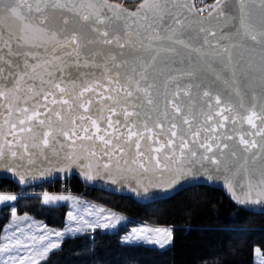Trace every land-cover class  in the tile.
Segmentation results:
<instances>
[{
    "label": "snow or ice",
    "instance_id": "6c2138e0",
    "mask_svg": "<svg viewBox=\"0 0 264 264\" xmlns=\"http://www.w3.org/2000/svg\"><path fill=\"white\" fill-rule=\"evenodd\" d=\"M74 169L144 203L222 183L242 212L264 215V0H0V179L42 186ZM38 199L71 202L62 229L0 190V264H41L66 239L128 221L71 192ZM206 230L253 231L239 215ZM173 242V227L147 225L121 240Z\"/></svg>",
    "mask_w": 264,
    "mask_h": 264
},
{
    "label": "trees",
    "instance_id": "16d2710c",
    "mask_svg": "<svg viewBox=\"0 0 264 264\" xmlns=\"http://www.w3.org/2000/svg\"><path fill=\"white\" fill-rule=\"evenodd\" d=\"M211 3L212 0H206ZM128 8H134L138 0H120ZM69 190L82 193L94 202L108 207L127 217L145 224L170 226L174 228V242L171 247L159 249L156 246H125L122 236L129 227L122 226L118 234L87 233L79 238L66 239L62 250L50 253L41 264H258L254 259L256 247L264 245V215L244 213L221 190L201 186L188 189L166 200L141 204L129 196L111 194L85 187L75 177L58 182ZM0 190L13 193L19 188L10 181L0 180ZM53 190V189H52ZM33 199V197H31ZM32 203L27 197L18 200L20 209L33 214L45 223L63 227L68 205L43 207ZM43 207V210H42ZM22 214V212H20ZM239 215L244 225L252 229L245 235H234L229 231H208L230 227L231 219ZM10 221L8 209L0 210V235ZM95 235V241L88 239ZM264 254V247H261ZM95 254L94 259L90 258Z\"/></svg>",
    "mask_w": 264,
    "mask_h": 264
},
{
    "label": "rangeland",
    "instance_id": "374dc122",
    "mask_svg": "<svg viewBox=\"0 0 264 264\" xmlns=\"http://www.w3.org/2000/svg\"><path fill=\"white\" fill-rule=\"evenodd\" d=\"M55 186H57V184L55 185ZM61 185H59V187H60ZM44 191H49L50 193H55V194H59V193H65V194H67L68 192H71V194L72 195H74V196H79V197H82V198H85V199H88V200H91V199H89V198H87V197H85V195L84 194H82V193H76V192H73V191H71V190H68V189H66L65 191L66 192H64L63 190H62V188L60 187L59 189H57L56 187L52 190V188H49L47 185H45V186H43V187H40V188H36L35 190L34 189H31V188H29L28 190H26L25 192H24V195L23 196H21V192H15L14 194H16L18 197H19V199L21 198H25V197H27V198H29L30 200H31V202L32 203H36V201L35 200H38V203L40 204H42V200L41 199H38V197H41L42 196V193L44 192ZM31 197H33V199L31 198ZM80 200H82V199H80ZM82 201H84V202H86L85 200H82ZM91 202H93V200H91ZM86 203H88V204H91V203H89L88 201L86 202ZM96 203V202H95ZM93 204V203H92ZM97 204V203H96ZM62 205V204H61ZM64 205H67V204H63V206ZM99 205H101V204H99ZM97 206H98V204H97ZM101 206H103V205H101ZM103 207H105V206H103ZM105 208H108V207H105ZM108 209H110V208H108ZM72 210V205H71V202H69L68 203V211H71ZM67 211V212H68ZM119 213V212H118ZM29 214V213H28ZM120 214H122V213H120ZM29 215H31V216H33V218L34 219H36V220H40V219H38V218H36L33 214H29ZM122 215H124V214H122ZM125 217H127L126 215H124ZM129 218V217H128ZM40 221H42V220H40ZM130 221V222H129ZM134 221V222H133ZM135 221L136 220H133V219H131L130 218V220H128L127 221V223L124 225V226H127V227H129V231L131 230V228H133V227H140V226H145V225H147V226H151V227H154L155 225H150V224H134V225H132L131 223H135ZM43 223H45V221H42ZM138 222H141V221H139L138 220ZM66 223H67V216H66V220H65V224L63 225V227L66 225ZM141 223H144V222H141ZM45 224H47V223H45ZM49 227H51V228H55V229H62L63 227H55V226H52V225H49V224H47ZM156 226H158V225H156ZM161 227H170V226H161ZM126 234V233H125ZM124 234V235H125ZM123 237V236H122ZM152 246H154V245H152ZM172 245H170V246H167V248H169V247H171ZM157 247V246H156ZM262 252V251H261ZM262 255H264L263 254V252H262ZM254 259H255V262L256 263H258V264H261V257H258L256 254H255V252H254ZM42 262V261H41Z\"/></svg>",
    "mask_w": 264,
    "mask_h": 264
},
{
    "label": "water",
    "instance_id": "95a60500",
    "mask_svg": "<svg viewBox=\"0 0 264 264\" xmlns=\"http://www.w3.org/2000/svg\"><path fill=\"white\" fill-rule=\"evenodd\" d=\"M129 9H134V8H129ZM8 175L10 176V174H8ZM59 175H60L61 178L59 180H57V181H66V180L70 179V178H66L64 174H59ZM72 177H75L85 187H88L90 189H95V190H98V191H103V192H107V193H111V194H116V195L129 196V197L133 198L135 201H137L138 203H141V204H149V203L140 202L139 201V198L136 197L133 193H131L129 191L127 185H124V186H121V185H112V184L106 183L104 181H99V180L95 182V185L94 186L92 184H90V183L89 184H86L82 180V178L79 176L78 172L75 169L73 170V173L71 174V178ZM0 180H5V179H0ZM7 181L12 182L18 188H27V186L19 185L18 183L13 182L10 179H7ZM38 185L39 184L37 183L34 186H38ZM208 187H212V188H216V189L221 190L231 200L230 194L227 192V189L223 187L222 183L221 184H218V185H208ZM161 200H166V199H161ZM158 201H160V200H158ZM232 202L235 204L234 201H232Z\"/></svg>",
    "mask_w": 264,
    "mask_h": 264
},
{
    "label": "built area",
    "instance_id": "2783aa9c",
    "mask_svg": "<svg viewBox=\"0 0 264 264\" xmlns=\"http://www.w3.org/2000/svg\"><path fill=\"white\" fill-rule=\"evenodd\" d=\"M56 182H54L53 184H48L47 186L49 187V188H52V189H54L56 186ZM61 188H62V190L64 191V192H66L65 190L67 189V186L65 185V184H61V186H60ZM59 187V188H60ZM38 189V188H40V187H32L31 189ZM29 188H22V189H19L18 190V192H22V190H23V192H25L26 190H28Z\"/></svg>",
    "mask_w": 264,
    "mask_h": 264
},
{
    "label": "crops",
    "instance_id": "0c3cea01",
    "mask_svg": "<svg viewBox=\"0 0 264 264\" xmlns=\"http://www.w3.org/2000/svg\"><path fill=\"white\" fill-rule=\"evenodd\" d=\"M77 197H78L79 199L85 200L86 202L88 201V202L91 203V204H92V203H93V204H96L94 201L91 202V200H88V199H85V198H82V197H79V196H77ZM68 203H69V202L62 203V205H63V204H67V205H68ZM97 204H98V203H97ZM97 204H96V205H97ZM98 206H101V205L98 204ZM111 210H112V209H111ZM112 211H114V210H112ZM127 218H128V217H127ZM128 220H130V218H128ZM133 220H134V219H133ZM129 222H130V221H129ZM133 222H134V221H133ZM131 224L134 225V224H145V223H141V222H138V220H136L135 223H131Z\"/></svg>",
    "mask_w": 264,
    "mask_h": 264
},
{
    "label": "flooded vegetation",
    "instance_id": "af4514ba",
    "mask_svg": "<svg viewBox=\"0 0 264 264\" xmlns=\"http://www.w3.org/2000/svg\"><path fill=\"white\" fill-rule=\"evenodd\" d=\"M207 2V1H206Z\"/></svg>",
    "mask_w": 264,
    "mask_h": 264
}]
</instances>
